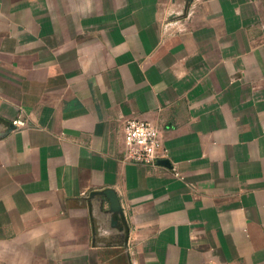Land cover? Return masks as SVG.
Masks as SVG:
<instances>
[{"label":"crops","instance_id":"0c3cea01","mask_svg":"<svg viewBox=\"0 0 264 264\" xmlns=\"http://www.w3.org/2000/svg\"><path fill=\"white\" fill-rule=\"evenodd\" d=\"M0 264H264V0H0Z\"/></svg>","mask_w":264,"mask_h":264},{"label":"built area","instance_id":"2783aa9c","mask_svg":"<svg viewBox=\"0 0 264 264\" xmlns=\"http://www.w3.org/2000/svg\"><path fill=\"white\" fill-rule=\"evenodd\" d=\"M17 127H25L24 121H14ZM123 158L126 161L159 166L161 160L168 158L156 124L136 117L127 118L123 124Z\"/></svg>","mask_w":264,"mask_h":264},{"label":"water","instance_id":"95a60500","mask_svg":"<svg viewBox=\"0 0 264 264\" xmlns=\"http://www.w3.org/2000/svg\"><path fill=\"white\" fill-rule=\"evenodd\" d=\"M7 126H8V132H10V131H12V130H14L16 128V125L13 124L12 122H9V121L7 122ZM160 163H162L163 165H168L167 161H164V160H161ZM105 193L108 196H110V198H111V200H112V202L114 204H117V200H115V195H114V193L112 191H108L107 190V191H105Z\"/></svg>","mask_w":264,"mask_h":264}]
</instances>
